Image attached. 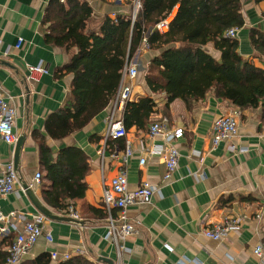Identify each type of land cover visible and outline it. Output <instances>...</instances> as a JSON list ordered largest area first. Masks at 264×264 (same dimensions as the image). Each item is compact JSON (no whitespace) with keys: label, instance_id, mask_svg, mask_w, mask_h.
Returning <instances> with one entry per match:
<instances>
[{"label":"crops","instance_id":"crops-1","mask_svg":"<svg viewBox=\"0 0 264 264\" xmlns=\"http://www.w3.org/2000/svg\"><path fill=\"white\" fill-rule=\"evenodd\" d=\"M51 1L0 0V89L16 109L14 131L25 138L17 162L16 145L6 143L0 136V172L5 164L14 162L20 185L30 187L33 199L41 207L66 218L51 219L45 215L20 186H16L15 192L0 196L4 212H40L46 216L45 229L53 233L52 242L40 238L22 261L45 252L51 256V251H57L60 255L78 253L95 264H264L254 253L257 245H264V129H260V109L241 111L212 91L190 108L181 98L167 108V94L152 91L146 81L150 62L160 51L140 47L126 65L134 63L139 68L132 80L131 102L149 96L156 103L146 126L134 124L127 127L126 137L107 139L106 118L112 98L89 122L71 131L59 114L71 98L74 75L66 72L65 67L77 48L68 50L48 41L44 18ZM80 1L92 8L86 30H99L106 16L114 20L118 16L135 18L141 8L136 0ZM242 1L245 25L238 30L239 52L262 66L260 59L254 57L258 52L251 44L250 29L264 30V1ZM20 37L23 42L16 47ZM207 48L220 58V51L212 44ZM40 63L46 71L39 80H29L28 65ZM235 111L239 112L238 136L213 147L214 120ZM159 118H167L170 127L185 130L184 136L174 141L181 155L169 179L165 178L167 169L162 155L154 150L167 141L164 136L151 137L149 132L151 123ZM127 142L134 154L125 164L122 156ZM43 145L50 148L54 160L66 148L79 149L86 157L85 195L67 198L63 210L51 206L45 195V191L52 189V181L41 161ZM142 157L146 158L145 164L140 163ZM122 169L127 171L131 190L143 181L155 190L150 204L127 209L137 231L126 239L127 249L120 256L116 244L108 237L103 189L110 186ZM37 172L42 173L39 183L33 180ZM71 208L80 219L71 216ZM234 215L243 217L239 231L222 240L204 234L205 229ZM13 236L7 237L4 250H8ZM5 238L0 235V240ZM62 261L52 259V264Z\"/></svg>","mask_w":264,"mask_h":264},{"label":"trees","instance_id":"trees-1","mask_svg":"<svg viewBox=\"0 0 264 264\" xmlns=\"http://www.w3.org/2000/svg\"><path fill=\"white\" fill-rule=\"evenodd\" d=\"M262 2L264 0H255ZM135 18L106 16L99 30H86L92 8L80 0H52L44 21L47 39L70 50L77 48L65 71L73 73L71 98L59 117L71 131L84 126L102 111L118 89L122 69L147 38L150 49L159 50L153 57L146 81L154 92L167 94L166 107L177 98L190 108L212 91L218 98L229 100L241 111L260 109V129H264V30L250 29L251 44L262 66L244 58L237 37H230L231 28H243L242 0H140ZM167 31L157 24L173 13ZM264 16V11H263ZM220 51L212 55L207 46ZM263 60V61H262ZM156 105L147 96L129 102L125 125L145 127ZM52 134L55 132L51 130ZM41 161L47 169L52 189L45 191L49 204L65 209L67 198L83 197L88 171L85 155L76 148H66L54 160L49 147L42 146ZM104 216V215H103ZM0 240V264L7 251ZM20 264H52L45 252ZM60 264H95L83 255L73 256Z\"/></svg>","mask_w":264,"mask_h":264},{"label":"built area","instance_id":"built-area-1","mask_svg":"<svg viewBox=\"0 0 264 264\" xmlns=\"http://www.w3.org/2000/svg\"><path fill=\"white\" fill-rule=\"evenodd\" d=\"M137 7H141L140 0H136ZM175 13L160 21L157 24V29L160 31L168 30L169 22ZM239 28L234 27L228 31L230 37H236ZM23 38H18L16 47H20ZM149 48L147 38L144 37L141 48ZM139 51V50H138ZM29 76L31 81L39 80V77L46 71L40 63L38 65H28ZM139 72L137 64L128 63L122 72L121 83L119 89L112 101L110 114L106 118L105 137L107 139H118L126 137L128 129L124 123L123 114L128 103L132 99L134 80ZM239 112L235 111L230 114L222 115L214 120L212 145L217 147L224 141H231L239 134L238 124ZM16 119V109L11 103L10 97L0 89V136L8 144L18 142L19 136L14 131ZM150 136H164L167 141L166 145L155 146L154 150L159 152L166 165V179H169L176 168L178 167L180 151L174 141L184 136L185 130L183 127H170L167 118H159L154 120L149 128ZM231 148L236 151L237 147L232 144ZM134 154V150L130 142L126 143L125 151L122 159L126 164L130 157ZM141 164L146 163V158L140 159ZM42 179V173L37 172L34 176V182L39 183ZM33 185V184H32ZM31 185V186H32ZM16 186H20L23 192L28 188L20 185V178L14 162L5 164L0 172V196L8 195L16 191ZM154 187L147 181H143L136 189L131 190L126 169L120 170L110 186H105L103 189V206L107 213L106 227L108 237L113 240L118 248V253L121 256L126 247L124 242L126 239L136 233V227L128 216L127 209L134 205H148L152 201ZM115 210L118 213H115ZM71 216L75 219H80L79 214L70 209ZM259 217V216H258ZM242 215H234L224 218L223 221L214 224L211 228L204 230V234L215 240L226 238L231 232L239 231L242 225ZM46 216L42 213L27 214L22 211L12 210L4 212L0 206V235L2 237L13 236L8 250L5 264H20L26 254L44 237L48 242L54 240L53 233L45 229ZM80 253V251H78ZM254 253L258 259L264 263V245L259 244L254 248ZM78 255V253H77ZM52 259L68 260L73 255L68 252L60 255L57 251H51Z\"/></svg>","mask_w":264,"mask_h":264},{"label":"water","instance_id":"water-1","mask_svg":"<svg viewBox=\"0 0 264 264\" xmlns=\"http://www.w3.org/2000/svg\"><path fill=\"white\" fill-rule=\"evenodd\" d=\"M24 136H21L19 137L18 139V142L16 143V151H15V157H16V161L18 162V158H19V155H20V150H21V147H22V144L24 142ZM25 187H29L28 185H25ZM27 192L28 194L32 197V191L30 188L27 189ZM33 199V197H32ZM33 201H35L33 199ZM35 204L39 207V209L45 214L47 215L48 217H50L51 219H66L65 217H59V216H56V215H53L52 213H50L47 209L41 207L38 202L35 201ZM77 220V219H76ZM110 264H114L113 262H111Z\"/></svg>","mask_w":264,"mask_h":264},{"label":"rangeland","instance_id":"rangeland-1","mask_svg":"<svg viewBox=\"0 0 264 264\" xmlns=\"http://www.w3.org/2000/svg\"><path fill=\"white\" fill-rule=\"evenodd\" d=\"M171 19H172V18H171ZM164 31H166V30H164ZM237 36H238V34H237ZM237 36H236V37H237Z\"/></svg>","mask_w":264,"mask_h":264}]
</instances>
